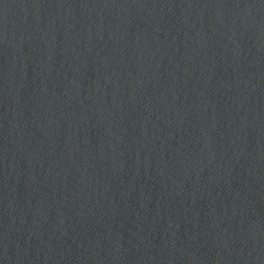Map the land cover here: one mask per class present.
<instances>
[{
  "label": "water",
  "instance_id": "95a60500",
  "mask_svg": "<svg viewBox=\"0 0 264 264\" xmlns=\"http://www.w3.org/2000/svg\"><path fill=\"white\" fill-rule=\"evenodd\" d=\"M0 264H264V0H0Z\"/></svg>",
  "mask_w": 264,
  "mask_h": 264
}]
</instances>
